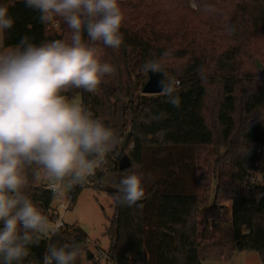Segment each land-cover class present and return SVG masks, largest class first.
<instances>
[{"label": "trees", "instance_id": "16d2710c", "mask_svg": "<svg viewBox=\"0 0 264 264\" xmlns=\"http://www.w3.org/2000/svg\"><path fill=\"white\" fill-rule=\"evenodd\" d=\"M124 12L123 43L104 49L102 60L116 67L97 93L74 89L70 100L117 133L120 143L107 156L108 167L97 172L92 184L113 200L114 216L107 229L112 264H201L206 229L200 225L197 149L216 146L230 158V227L233 249L256 251L264 264V0H118ZM196 6L193 9L192 5ZM14 18L3 33L4 43L16 45L27 35L37 45L68 39L70 30L58 20L59 32L39 21V12L23 0H0ZM183 17L185 25L172 39L163 38L154 23ZM160 34V36H158ZM149 61L159 65L173 96L143 94ZM131 132L126 153L131 165L121 169L117 160L122 139ZM258 172L262 180L252 175ZM142 174V202L125 206L116 199L120 179ZM28 194L53 221L56 194L29 176ZM215 192H220L218 183ZM83 188H74L72 204ZM217 212L220 199H213ZM205 210V207H204ZM202 226V225H201ZM78 242L82 255L88 237L79 229L61 228L30 246L28 260L42 264L49 244ZM27 264V261H25ZM78 264H82V256ZM96 264V263H95Z\"/></svg>", "mask_w": 264, "mask_h": 264}, {"label": "clouds", "instance_id": "9594fccd", "mask_svg": "<svg viewBox=\"0 0 264 264\" xmlns=\"http://www.w3.org/2000/svg\"><path fill=\"white\" fill-rule=\"evenodd\" d=\"M23 3L39 12L45 26L62 21L70 36L39 45L27 35L14 46L0 39V264H33L30 246L53 231L28 194L29 176L46 179L49 189L59 193L65 182L83 184L94 176L120 143L114 129L67 95L74 89L95 94L103 79L115 74L102 53L123 43L118 0ZM14 23L9 8L0 6V35ZM145 67L157 70L159 65L149 61ZM163 91L179 107L173 88ZM142 179L137 173L120 179V204L130 207L145 196ZM81 256L78 242L49 244L42 264H78Z\"/></svg>", "mask_w": 264, "mask_h": 264}, {"label": "rangeland", "instance_id": "374dc122", "mask_svg": "<svg viewBox=\"0 0 264 264\" xmlns=\"http://www.w3.org/2000/svg\"><path fill=\"white\" fill-rule=\"evenodd\" d=\"M196 9L193 4L191 6ZM183 17L180 21H164L154 23L155 30L160 32L161 36L167 40L172 39L182 32L185 25ZM51 31L59 32L58 20L54 24H49ZM160 34L158 36H160ZM3 39V34L0 35ZM264 67V54L257 59ZM81 103V96L72 99ZM198 176L196 189L200 199V207H205L198 214L199 221L202 223L200 229H206L207 237L202 242L200 249L201 264H263L260 254L256 251H236L233 249L231 238L230 215H231V190L227 187L222 190L225 183L230 182L232 162L230 158H224L223 150L218 151L216 146H202L197 149ZM258 181L262 176L258 172L252 174ZM39 182H47L46 179H39ZM221 183L220 192H215L218 183ZM71 186L68 182L62 185L60 195H57L54 204L68 203ZM213 199H220L217 212L214 213L211 206ZM73 203V202H72ZM64 213L60 212L65 224L69 226L76 225L88 237V249L94 255L88 260L86 254L82 255V264H112L107 261L102 251L107 254L110 247V239L107 235V229L110 226L114 216L113 200L104 192H97L93 188H84L76 203ZM53 229V226L50 225Z\"/></svg>", "mask_w": 264, "mask_h": 264}, {"label": "water", "instance_id": "95a60500", "mask_svg": "<svg viewBox=\"0 0 264 264\" xmlns=\"http://www.w3.org/2000/svg\"><path fill=\"white\" fill-rule=\"evenodd\" d=\"M257 66L258 68H262V63L260 61H257ZM165 86H169V85H168L164 72L160 70L151 69L148 72V80L146 81V83L144 84L142 88V93L150 94V95H160V94L165 93L163 91ZM130 135H131V132H128L122 139V146L117 156L119 167L121 169L127 168L131 165V160L126 153V147L128 145ZM142 201L143 200L141 199L138 202H142ZM202 210H204V207L200 208V211ZM86 257L88 260H91L94 257V255L91 253L89 249L86 251Z\"/></svg>", "mask_w": 264, "mask_h": 264}, {"label": "built area", "instance_id": "2783aa9c", "mask_svg": "<svg viewBox=\"0 0 264 264\" xmlns=\"http://www.w3.org/2000/svg\"><path fill=\"white\" fill-rule=\"evenodd\" d=\"M108 167V162L106 164H103L101 165L100 167H98L96 169V172H95V175L97 172H100V171H104L106 168ZM94 176H91L88 178V180L83 183V184H77V185H70L71 186V189L69 191V193L67 194L68 198L71 200L68 201V203H58V204H54L53 205V214L55 215V218L53 221L50 222V225L53 226V231L47 236V237H51L53 235V233L56 231L57 228L61 229V228H68L70 230L72 229H76L78 228L76 225H73V226H69L67 224H65L64 220H63V217L60 215V212L64 213L66 210H68L70 207H71V203H72V191L74 188H87L89 185L92 184V181L94 179ZM48 184L47 182H43V186L46 190L48 191H51L48 187ZM52 192V191H51ZM61 192V191H60ZM60 192L59 193H55L56 195H60ZM101 252V255H105L106 258H107V254H104L102 251Z\"/></svg>", "mask_w": 264, "mask_h": 264}, {"label": "crops", "instance_id": "0c3cea01", "mask_svg": "<svg viewBox=\"0 0 264 264\" xmlns=\"http://www.w3.org/2000/svg\"><path fill=\"white\" fill-rule=\"evenodd\" d=\"M199 257H200V253H199Z\"/></svg>", "mask_w": 264, "mask_h": 264}]
</instances>
